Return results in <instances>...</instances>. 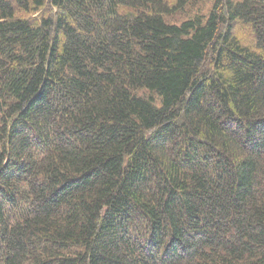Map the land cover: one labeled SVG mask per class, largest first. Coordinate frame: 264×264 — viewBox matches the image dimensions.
Segmentation results:
<instances>
[{"label": "trees", "instance_id": "trees-1", "mask_svg": "<svg viewBox=\"0 0 264 264\" xmlns=\"http://www.w3.org/2000/svg\"><path fill=\"white\" fill-rule=\"evenodd\" d=\"M0 264H264V0H0Z\"/></svg>", "mask_w": 264, "mask_h": 264}, {"label": "rangeland", "instance_id": "rangeland-1", "mask_svg": "<svg viewBox=\"0 0 264 264\" xmlns=\"http://www.w3.org/2000/svg\"><path fill=\"white\" fill-rule=\"evenodd\" d=\"M168 2H170V0H167ZM177 1V0H176ZM190 4L186 5L183 9L182 13H177L175 16L173 17H169L167 18V21L169 23H181L182 21L192 17L194 14H196L197 12H200L201 14H206V10L210 7V5H203L201 2H194V1H190ZM176 4V2L174 3ZM172 4V6L174 5ZM181 12V11H180ZM38 11H36L34 13V16L38 15Z\"/></svg>", "mask_w": 264, "mask_h": 264}]
</instances>
